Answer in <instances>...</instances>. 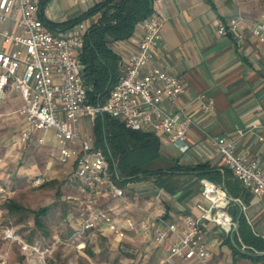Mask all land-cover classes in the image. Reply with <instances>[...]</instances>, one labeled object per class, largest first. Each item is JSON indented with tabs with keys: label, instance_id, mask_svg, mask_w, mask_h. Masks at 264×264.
Segmentation results:
<instances>
[{
	"label": "built area",
	"instance_id": "built-area-1",
	"mask_svg": "<svg viewBox=\"0 0 264 264\" xmlns=\"http://www.w3.org/2000/svg\"><path fill=\"white\" fill-rule=\"evenodd\" d=\"M42 2L0 0V101L9 89L21 95L23 106L18 113L24 123L17 142L23 152L44 145L47 133L54 132L59 162L72 165L77 183L76 193L69 200L78 208L74 216L78 224L68 236L56 235L47 244L30 241L10 227L3 230L4 239L19 246L30 264H51L50 258L60 248L73 251L76 257L87 256L96 237L112 238L120 252L135 256L137 251L125 242L130 234L149 236L167 249L166 257L157 264H214L203 221L226 233L234 232L238 223L227 211L232 201L227 191L210 180L201 181V195L208 203L197 206L201 217L187 215L183 221H173L163 203L155 211L151 203L143 205L138 196L129 194V183L125 187L117 183L114 175H119L118 171L111 170L105 152L96 146L95 135L89 130L98 115H106L132 131L155 134L161 143L173 145L181 153L190 150L188 132L193 119L165 108L166 103H174L185 93L186 86L166 67L152 66L165 19L153 13L139 23L142 33L135 52L123 64L119 81L105 102L92 104L88 100L91 88L85 83V66L80 60L90 26L84 21L77 30L51 31L40 16ZM8 23L11 29L4 27ZM247 28L264 42V21L250 22L242 16L221 21L217 33L240 44ZM213 104L209 101L206 110H211ZM209 139L232 176L256 197L264 198V171L259 160L239 155L235 141ZM47 182L48 178L40 175L32 179V186L40 188ZM10 194L0 183V206ZM111 201L135 211L140 220L111 212L105 207ZM152 224L158 226L154 234ZM241 249L247 250L245 246ZM0 264H7L6 259Z\"/></svg>",
	"mask_w": 264,
	"mask_h": 264
},
{
	"label": "crops",
	"instance_id": "crops-1",
	"mask_svg": "<svg viewBox=\"0 0 264 264\" xmlns=\"http://www.w3.org/2000/svg\"><path fill=\"white\" fill-rule=\"evenodd\" d=\"M105 0H50L41 11L42 19L46 23H63L72 21L95 5ZM153 11L165 19L162 38L156 51L153 67H166L172 74L179 76L186 91L174 103H166L169 112H179L190 116L193 124L188 132L190 150L187 153L173 146L161 143V151L172 160L171 164L178 162L180 166H195L209 164L211 168L225 174L229 171L223 163L218 149L213 145L210 137L223 138L236 142V152L252 160H259L264 171V42L255 37L249 28L240 44H236L231 37L218 35L217 27L221 21H226L238 16L250 22L264 21V0H152ZM100 14L86 20L91 26ZM47 25V24H46ZM3 25L0 22V27ZM12 28V24L4 25ZM48 27V25H47ZM51 31L57 30L48 27ZM78 26L71 30H77ZM69 31V30H68ZM67 33V31H64ZM142 30L137 27L135 35L124 42H113L111 47L120 56V70L123 64L136 50V40ZM15 93V98L9 95ZM11 101L15 111L23 106V100L18 91L9 89L5 99L0 103ZM209 101H213V108L206 110ZM24 117L19 113L15 115V127L21 129ZM92 128V127H91ZM240 132L243 135H240ZM18 135L4 143V154L0 157V181L4 173L5 164H14L18 175L27 174L31 179L46 173H37L35 168L24 166L29 150L23 152L18 146ZM42 147H51L56 151L59 164V149L53 131L47 133L46 143ZM175 148L177 152L171 153L168 148ZM62 165V164H61ZM65 166V165H62ZM49 168V167H48ZM72 177V169L66 173ZM202 179L198 176H178L173 179L177 185V193H169L157 183L154 196L135 190L138 183H129L127 188L131 196H138L143 205L150 204V208L157 210L159 203L170 211V219L183 221L187 215L201 217L202 212L198 205L207 206L201 195ZM150 183L149 181H144ZM143 183V182H140ZM240 184V183H239ZM241 185V184H240ZM127 186V185H126ZM225 189V183L219 185ZM236 198V204L241 209L248 226L252 232L264 239V198L256 197L251 191L244 188ZM77 187H75L76 193ZM226 190V189H225ZM232 199V198H231ZM116 215L129 214L140 220L141 216L135 211H127L117 201L108 202L105 206ZM206 231V242L211 251L210 261L214 264H254L249 258L240 255L234 257L233 250L228 244L234 235L239 243L241 253L248 251L257 253L242 242L238 231L226 233L220 227L203 221ZM215 225L221 233L207 230ZM71 228L77 227L71 222ZM153 234L158 226L152 224ZM72 230V229H71ZM110 242L114 248L134 264H157L167 255L164 246L157 245L149 236L128 235L125 242L136 250L135 256L125 255L117 248V243L112 238H94V244ZM229 246L230 253L225 252ZM246 251H242V247ZM24 257V255L22 254ZM25 258V257H24ZM26 259V258H25ZM27 261V260H26ZM195 264V263H192ZM264 264V261L259 262Z\"/></svg>",
	"mask_w": 264,
	"mask_h": 264
},
{
	"label": "trees",
	"instance_id": "trees-1",
	"mask_svg": "<svg viewBox=\"0 0 264 264\" xmlns=\"http://www.w3.org/2000/svg\"><path fill=\"white\" fill-rule=\"evenodd\" d=\"M49 1L43 0L41 11ZM153 13L152 0H105L72 21L46 23L52 29L68 31L100 14L98 20L90 26L85 35V46L80 55V60L85 66V83L91 88L88 92L90 103L105 102L110 90L121 77V59L111 47V43L131 39L139 23ZM93 132L96 146L105 152L111 170L118 171L119 175H114V177L117 183L123 187L128 183L152 179L159 187L165 188L169 193L176 194L178 189L173 182L175 177L198 176L217 185L225 183V189L229 197L233 199L238 198L239 192L243 190L230 171L225 169V174H222L219 170L211 168L209 164L180 166L178 162H174L169 168L154 169L158 161L163 159V154L160 140L153 133L132 131L119 120L106 115L96 117ZM55 182L54 180L49 181L42 188ZM1 206L10 215L32 213L35 227L42 232L43 236L49 235V231L42 221L48 216V208L37 211L30 210L13 199L6 200ZM227 211L239 224L238 234L242 242L249 250L257 251V253H252V251L241 253L238 240L234 235L233 239L228 240L234 257L240 255L243 258H249L254 264L264 261V239L252 232L238 204L231 201Z\"/></svg>",
	"mask_w": 264,
	"mask_h": 264
},
{
	"label": "rangeland",
	"instance_id": "rangeland-1",
	"mask_svg": "<svg viewBox=\"0 0 264 264\" xmlns=\"http://www.w3.org/2000/svg\"><path fill=\"white\" fill-rule=\"evenodd\" d=\"M14 99L15 93L9 95ZM15 106L11 101L0 103V157L4 154V143L15 137L21 129L15 127ZM95 125V123H94ZM94 125L90 131L94 134ZM171 153L177 152L175 148H168ZM163 154V153H162ZM172 160L163 154V159L159 160L154 169L169 168L172 166ZM24 166L29 169L34 168L37 173H46L48 182L56 181L54 184L45 188H36L32 186V179L27 174L18 175V169L14 164H5L4 173L1 175L0 183L10 190L9 199H13L23 207L37 211L42 208H48V216L42 219L49 231L47 237L42 235L34 224V215L32 213L10 215L2 206H0V261L6 259L7 264H30L22 256V252L16 244L4 239L3 230L7 227L16 228L17 231L30 241H39L47 244L59 235L66 237L71 233V222L75 223L74 216L78 208L73 204L69 197L75 194L77 186L74 175L69 177L67 171L71 169V164L62 166L57 162L56 151L51 147L34 146L30 148L27 160ZM49 167V168H48ZM144 181H149L146 183ZM137 182L135 190H143V193H150L154 196L156 190L155 183L151 180ZM143 182V183H140ZM78 223H76L77 225ZM209 231L221 233V230L215 225L207 228ZM229 246H226L225 252L230 253ZM51 264H134L131 259H127L119 253L110 242L99 243L98 247L91 244L88 248L87 256L76 257L73 251L60 248L53 257L50 258ZM151 264V263H147Z\"/></svg>",
	"mask_w": 264,
	"mask_h": 264
},
{
	"label": "water",
	"instance_id": "water-1",
	"mask_svg": "<svg viewBox=\"0 0 264 264\" xmlns=\"http://www.w3.org/2000/svg\"><path fill=\"white\" fill-rule=\"evenodd\" d=\"M232 201L236 202V200H235V199H233V198H232ZM238 229H239V224H238L237 228H235V229H234V232H237V231H238Z\"/></svg>",
	"mask_w": 264,
	"mask_h": 264
},
{
	"label": "bare ground",
	"instance_id": "bare-ground-1",
	"mask_svg": "<svg viewBox=\"0 0 264 264\" xmlns=\"http://www.w3.org/2000/svg\"><path fill=\"white\" fill-rule=\"evenodd\" d=\"M213 197H217L216 195H213ZM222 199V198H221Z\"/></svg>",
	"mask_w": 264,
	"mask_h": 264
}]
</instances>
